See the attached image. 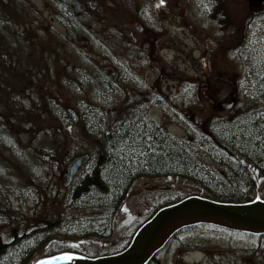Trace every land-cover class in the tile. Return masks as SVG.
Listing matches in <instances>:
<instances>
[{"label":"rangeland","instance_id":"1","mask_svg":"<svg viewBox=\"0 0 264 264\" xmlns=\"http://www.w3.org/2000/svg\"><path fill=\"white\" fill-rule=\"evenodd\" d=\"M81 1L90 12L74 37L65 36L49 0H15L16 12L9 10L8 17L5 13L6 22L1 17L0 27L37 29L40 34L38 45H31L0 31L1 59L11 64L6 63V73L0 65V108L5 115L0 118V240L45 214L66 209L64 201L62 206L51 202L56 197L51 188L62 190L65 161L84 150L71 148L70 143L77 145L79 140L66 130L69 141L60 136L55 141L64 144L56 153L63 160L51 169V161L44 159L47 144L41 132L36 130L34 138L17 122L6 120L9 108L3 103L2 81L18 87L23 74L34 82L25 102L37 101L45 113L46 92L53 98L51 90L56 101L77 105L89 88L95 89L97 98L105 91L110 98L104 109L106 120L145 116L178 136L186 134L179 122L193 121L200 106L223 112L246 104L243 67L223 53L237 41L246 11L260 8L264 0ZM107 31L117 32L113 48L108 47ZM94 42L104 47L103 54ZM78 69L83 73L80 77H76ZM102 75L105 82L99 84ZM249 169L257 193L262 194L264 180L253 167ZM177 182L174 176L135 177L116 211L114 227L131 231L150 213L158 195ZM35 185L43 187L44 196L37 195ZM257 239L255 233L195 223L175 231L145 264L170 263L178 251L182 264H253L248 248Z\"/></svg>","mask_w":264,"mask_h":264},{"label":"trees","instance_id":"2","mask_svg":"<svg viewBox=\"0 0 264 264\" xmlns=\"http://www.w3.org/2000/svg\"><path fill=\"white\" fill-rule=\"evenodd\" d=\"M49 2L65 36L74 37L81 32L80 21L90 12L86 2ZM15 7V0H0V20L3 17L6 22L4 14L8 17L9 10L15 13ZM0 31L8 33L15 42L24 39L31 45H38L40 32L37 29L0 27ZM108 32H105L108 47L113 48L111 44L117 32ZM94 45L98 53H104V47L97 42ZM223 55L243 67L241 89L246 91V104L243 108L223 112L200 106L193 121L179 122L185 129L184 136L166 131L145 116L106 120L104 109L110 98L105 91L97 98L95 89L89 88L77 105L56 101L51 90L54 99L46 92L48 112L45 113L37 101L25 102V93L33 89L34 82L25 80L23 74L18 87L2 81L6 91L3 103L9 108L6 120L17 122L19 129L31 133L34 138L36 130L41 132L47 144L44 159L51 161V169H56L63 160L56 153L64 144L55 141L57 136L69 141L66 130L79 140L77 145L68 142L71 148L84 149L81 151H86L87 156L69 183L61 185L62 190L56 186L51 188V194L56 196L51 202L62 206L64 201L66 209L45 214L42 220L0 240V264H30L60 251L95 256L122 249L140 222L131 231L120 230L114 227V217L138 175L174 176L178 180L173 188L158 195L144 219L158 207L189 194L218 201L264 199V192L257 193L249 169L253 167L264 180V4L246 11L237 41ZM1 58L0 48V65L6 73L11 64ZM78 71L76 77L82 76ZM100 81L99 84L105 82L103 75ZM1 117H5L2 108ZM40 166L42 170L43 161ZM39 187L34 186L37 195L44 196L45 190ZM256 234L257 243L248 251L253 264H264V233ZM154 253L147 261L153 259ZM179 257L178 251L175 258L165 264H182V257Z\"/></svg>","mask_w":264,"mask_h":264},{"label":"water","instance_id":"3","mask_svg":"<svg viewBox=\"0 0 264 264\" xmlns=\"http://www.w3.org/2000/svg\"><path fill=\"white\" fill-rule=\"evenodd\" d=\"M222 105L226 107L229 102ZM86 156L87 152L81 151L65 161L60 173L62 186L69 183ZM195 223H208L255 234L264 233V199L254 197L247 201H218L189 194L158 207L139 223L126 246L118 251L95 256L60 251L42 256L30 264H37L42 260H50L52 264H144L175 231ZM61 256H71L72 259H53Z\"/></svg>","mask_w":264,"mask_h":264},{"label":"snow or ice","instance_id":"4","mask_svg":"<svg viewBox=\"0 0 264 264\" xmlns=\"http://www.w3.org/2000/svg\"><path fill=\"white\" fill-rule=\"evenodd\" d=\"M161 3H163V0H161ZM53 259H55V260H71L72 257L71 256H61V257H55ZM37 264H52V261L42 260V261H38Z\"/></svg>","mask_w":264,"mask_h":264},{"label":"flooded vegetation","instance_id":"5","mask_svg":"<svg viewBox=\"0 0 264 264\" xmlns=\"http://www.w3.org/2000/svg\"><path fill=\"white\" fill-rule=\"evenodd\" d=\"M262 2H263V0H262ZM250 9H252V8H250ZM249 10V9H248Z\"/></svg>","mask_w":264,"mask_h":264}]
</instances>
